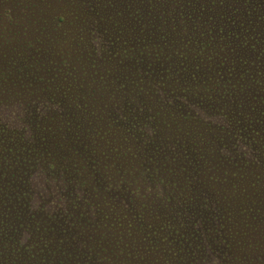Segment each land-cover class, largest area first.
Instances as JSON below:
<instances>
[{"label": "rangeland", "instance_id": "obj_1", "mask_svg": "<svg viewBox=\"0 0 264 264\" xmlns=\"http://www.w3.org/2000/svg\"><path fill=\"white\" fill-rule=\"evenodd\" d=\"M75 1L0 0V207L6 216L0 218V226L31 243L37 254L46 253L51 264H219L217 257L227 264H264V181L251 186L249 173H257L256 163L250 165L247 155L240 153L241 146L231 144L223 129H205L206 122L220 121L217 108H210L215 116L208 120L207 108L197 107L202 119L192 129V119L177 120L171 107L173 124L162 133L147 132L153 123L150 113L127 110L130 88L126 86L125 94L110 92L124 82L125 63L116 65L120 72L110 75V59L93 60L98 52L94 47L104 45L102 27L113 24L121 35L132 37L127 22L144 23L146 33L164 34L165 46L171 48L182 38L203 41L210 37L227 51L219 54L225 57L223 63L217 60L222 71L238 58L247 76L263 80L264 48L255 44L251 29L243 28L238 38L228 37L225 19L238 17L239 0H80L81 6ZM196 5L201 11L192 13ZM59 15L64 17L62 27L54 29ZM89 15L101 36L91 40L93 48L85 46L84 24ZM244 36L246 45L241 44ZM5 37L12 40L2 43ZM172 55L170 71L182 62L180 68H186L187 59ZM217 61L204 57L196 65L208 82ZM24 63H33L37 74L32 76ZM69 72L76 73L75 80L64 77ZM115 75L118 81L112 82ZM10 77L16 78L15 83ZM241 80L258 91L250 79ZM238 95L227 96L225 103L239 100L242 110L254 115L255 109L244 106L252 98ZM138 122L143 127L140 131L134 126ZM165 136L176 137L173 149H166L161 140ZM190 147L197 156L187 154ZM17 166L42 171L23 189L25 176L22 168L14 170ZM49 174L66 180L72 177L75 187L59 177L57 181L65 187L60 189L46 179ZM207 178L210 184L205 183ZM21 193L24 202L32 194L29 204L39 207L28 211L30 224L26 205L17 200ZM14 205L23 207V215L16 214ZM141 222L158 228L155 235L163 257L147 252ZM164 222L171 226V233L162 229ZM102 233L109 240V245L102 244V253L92 254L88 262L73 257L84 246L93 244L98 249L97 237ZM182 233L196 237L189 253L176 252L163 239H181Z\"/></svg>", "mask_w": 264, "mask_h": 264}, {"label": "trees", "instance_id": "obj_2", "mask_svg": "<svg viewBox=\"0 0 264 264\" xmlns=\"http://www.w3.org/2000/svg\"><path fill=\"white\" fill-rule=\"evenodd\" d=\"M46 1L48 2V0ZM65 1L70 4L74 3V0H65ZM261 1L263 2L264 0H254L253 3L259 4ZM75 3L78 6H81L83 4V1L77 0L75 1ZM245 3H247V0L245 1ZM88 4L85 5L86 8L89 7ZM107 5H109L110 8L112 7L109 1L107 2ZM61 8L62 6L60 7V9ZM75 10H77V8H75ZM193 11H196V12L201 11L199 5L192 7L191 12L193 13ZM96 12H99V11L96 9ZM247 14H250V11H247ZM53 17H56V16H53ZM91 17L92 15L87 16L88 20H86L85 21L86 24H84L92 28L91 30L87 29L85 32L86 34L85 46H88V45L91 46L92 45L91 40L93 41L94 39L98 40L99 39L98 37H101L98 35L99 27L95 29V25H94L95 19L93 20V17L92 18ZM124 18L127 21H129V18H126V17ZM209 19H213V21H216L218 20V17L210 16ZM102 20L103 19H100L98 21H102ZM62 21H64V17L62 15L57 16L56 20L54 18L53 22L56 24L54 29L58 27H62ZM225 21H226V24L229 25L228 31L230 35H228V37L238 38L241 33L240 31H242L243 28H245L244 26H246V22L241 21L240 18H236V17H229V19L227 18L225 19ZM249 21L250 20H248L247 23H249ZM79 22L80 24L83 25L82 20L77 21L78 24ZM70 23L72 22L70 21ZM125 27L127 28V30L133 33L132 37L129 34L121 35L119 29H117L113 24L112 25L109 24V25H106V27L101 28L102 32L104 33L102 36L103 39L101 41H103L102 43H104V45L101 46L99 49L94 47V50L96 49L95 51H98V52L97 54H95L96 56L94 57L95 59L93 60L95 61L98 60L97 57L102 60L107 59V58L110 59V61L113 63L110 69V75H112L113 73L111 72H114L115 70L117 72H120L118 68L116 67V65L118 66L123 62L125 63L124 66L121 65L123 66L122 69L126 71V74L123 76L124 82L119 84V87L116 85L112 86L110 88V92L112 94H115L118 92L125 94L126 86L130 88L129 89L130 91L126 94L127 110H131V111L134 110V111H139V112L142 111V112L150 113L149 114L150 120L153 123L151 122L152 125L151 127L147 128V132L151 131L153 133H156V132L162 133L163 131L167 129V127L170 126V124L172 123L171 121L172 119L169 117L174 115L173 111L170 109L171 107L175 109L174 112H175V117L177 118V120H183L186 117H190L193 121L192 125H196V123L201 121L202 119L201 114L196 109L199 106H204L205 108H207L205 119L209 120L211 118H214L215 115L212 113V110H210V108H212L213 105L215 106L216 105L215 103H219V102L217 98L213 97L211 94L210 95H205V94L210 91L220 92L221 88H223L222 92H220L219 95L217 96L222 98L223 102L226 101V97L224 99V93L228 92L227 90H224V88H227L226 83H223L224 86L221 87V85H219L217 81L220 78H222L223 74L227 73V70L226 71L224 70L223 72L222 71L223 69L221 68V71L216 73L217 70L214 69L212 71V74H215V75L211 78L212 81L210 80L211 82H208L209 80L203 79L204 74L202 77L201 72H199L196 65L200 61H202L204 57H206L209 60V62H216L219 58L221 59L222 55H219V54H223L227 52L225 50V47L220 45V43L213 42L210 37L205 38L203 41H199L196 38L190 37L188 39L182 38V41H177L175 46H172L173 48H171L169 46H165V43L167 42L165 40L164 34L161 35L157 33L156 35H154V33L152 32L151 34L146 33L145 29L143 30L144 23L135 24L133 22H127ZM79 32H81V30H79ZM153 36L154 38L152 39ZM262 36L264 37V34ZM11 40L12 39L10 37H7V38L5 37L2 40V43H8ZM119 41H120V44H119ZM255 42L256 44L261 43L257 39H255ZM241 44L243 45L247 44V39L245 36L243 37ZM262 44H263L262 48H264V39H262ZM118 45H120L121 48H119ZM164 47H166L167 51H165ZM172 52H176V54H178L179 57H183L185 58V60L187 59V63H188L187 69L180 68L181 64H183L182 62V63H178L175 65V71H170V66L173 65L172 64V59H173ZM115 59L117 63H115L116 62ZM65 61L66 59L63 58L61 62H65ZM25 64L27 65V68L29 69V72L32 74V76H35L37 74L36 69L38 68L35 67L33 63H24V66ZM30 68H32V71H30ZM171 73L172 75H176L177 79L171 80L170 79L172 78L170 75ZM71 74L72 73L69 72L67 73V76H64V77L69 78L71 81H73L76 79V73L74 72L72 75ZM10 78L13 82L16 79L14 77H10ZM111 78L115 80L112 82H117L119 77L115 75V77H111ZM196 79L202 80L203 82H200V81L197 82ZM20 80L22 79H19V83H20ZM180 81L185 82L186 84L185 83L182 84L180 83ZM45 87L49 88V85H45ZM120 88H122L124 91H120L119 90ZM131 95L137 98V102H136V99L132 97ZM165 95H169V96H165ZM137 96L141 97L140 101ZM253 98H257V97L254 96ZM262 100L264 101V99ZM186 101H188V104ZM175 102L177 103L173 104ZM133 103H137V105L136 104L132 105ZM224 106L228 108V104L224 103ZM189 107H192V108H189ZM169 109H170V112L167 113ZM160 111L162 112V115L159 116ZM255 111L258 112V109L257 110L255 109ZM217 118L220 119L219 117ZM145 121L146 119L144 120V126H146ZM218 123H219L218 120L217 121L213 120V122L210 121V122H206L205 124L207 127H209L210 125L217 126ZM134 126L138 127L139 131L141 130V128L143 129L140 122H138L137 124L135 123ZM238 129L241 131L242 134L245 131H246V134L248 133L246 127H244L243 129L241 128H238ZM162 138L163 139L161 140L165 141V146L167 147L166 148L167 150L169 148L173 149V146L177 143L176 137L171 136L169 138H166L165 136ZM255 143L256 144L260 143V144L256 145L255 151L256 152L258 150L259 151L254 156V158H252L253 161L250 162V165H253V163H256L253 168L257 167V173L254 174V173L248 172L250 174V179L253 181L251 186H253V183L261 179L264 181V135L260 133V130L257 131V139L255 140ZM186 152L187 154L194 155L196 154L197 151L193 147H190L186 149ZM223 152L225 154L228 153V151H224V150ZM17 167L18 168L14 169L15 171H17L20 168L23 169V174L26 180L22 179L21 188H23L24 183H26L25 189L29 186L31 182V178L35 176V174L38 177L40 174V171H42V170L38 171V170L31 169V167H28V166H22V167L17 166ZM25 167L27 169H25ZM168 170L171 173L173 172L171 167H168ZM59 177L63 179V177L60 175L58 176L57 174H49V176H46V179L52 180L54 182V186H57L60 189L63 188L65 190V187L62 186V183L65 181L72 182L73 188L75 187L74 183L76 181L73 180L72 177L71 178L69 177L68 180L63 179V182L61 183L57 181ZM35 178L36 176L34 177V181H35ZM209 182L210 180L207 178V182L205 183L210 184ZM82 184H85V182L83 181ZM207 186L211 188L210 185H207ZM22 196H23V193H21L18 196L17 200H19L18 202H21L23 204V207L26 205L27 221H28V224H30L29 221L32 216L28 214V211L30 209L31 211L37 210L39 207L38 205L37 206L34 205V207L32 208V205L29 204L30 197L32 196V194H30V196L25 198V202L22 200ZM55 196H58V195L55 194ZM37 204H40V203H37ZM22 208H19L18 206L14 205V209L17 215L19 214L23 215V212L21 211ZM154 211H156L157 213V210L154 209ZM129 212H131L133 216L136 214V211L134 210L129 209ZM42 214H44V211L41 212L40 215ZM157 217L158 215L156 216V218ZM0 218L2 220L6 218L5 213L3 211L1 215V207H0ZM139 226L141 227L140 231L143 233L146 242L149 244L147 252L150 254L155 253L157 256L163 257L164 254H161V253H163L164 250H160L159 252L161 253L158 252L159 241H158V238H156L157 236L155 235V233H157L158 228L157 227L152 228L153 227L152 224L144 225L143 222H141ZM101 227H105V226L102 225L100 226V228ZM168 227H171V226H169L167 222H164L162 225V229H165L167 233H169L171 229ZM171 232L172 231H170V233ZM13 234L14 233L12 231H6L0 226V264H34V262L35 264L37 263L38 264H51L52 259H50V257H48L46 253L37 254V252L33 251L32 249L33 247L29 246L31 243L24 242L22 237L17 238ZM103 236L104 235L102 233L100 234V237H97V243L99 245L98 249L96 248L97 246H94L93 244L90 245L89 247L84 246L82 247V250L80 252L78 253L75 252L73 257L76 258L77 261L83 260V261L88 262V259L90 258L92 254L102 253L103 252L102 244L109 245V240L106 237L102 238ZM190 238L191 236L189 237L186 233H182L181 239L180 238L174 239L173 237H169L168 239H166V237H163L166 243L172 244L177 249L176 252H187V253L191 251L190 249L192 247L190 246L194 243V240L196 239V237L191 238V242H190ZM159 239H162V238H159ZM75 251H77V249H75ZM216 252H217V256H219L218 251ZM218 258L219 257H217L216 259L219 262V264H227V263L222 262ZM159 260L162 261V258Z\"/></svg>", "mask_w": 264, "mask_h": 264}, {"label": "flooded vegetation", "instance_id": "obj_3", "mask_svg": "<svg viewBox=\"0 0 264 264\" xmlns=\"http://www.w3.org/2000/svg\"><path fill=\"white\" fill-rule=\"evenodd\" d=\"M245 1L246 0H239L238 1V9H239L240 13L237 15L238 17H236V16L235 17L240 18L241 21L246 22L245 28L251 29L252 32H249V33L253 35L254 41H255V39H257L258 41L261 42L259 44L257 43V45L262 47V45H263L262 39H264V37L262 36L264 34V1L263 2L261 1L259 4L253 3L254 0H247V3H245ZM247 11H250V14H247ZM248 20H250L249 23H247ZM84 26L89 30L92 29L88 25H84ZM255 44H256V42H255ZM236 47L238 49H240L237 45H236ZM231 58H233V57H231ZM263 58H264V56H263ZM237 60H238V58L231 61L232 67H228L230 70H227V73L223 74L222 78H220L217 81V83L219 85H221V87L224 86L223 83H226L227 88H224V90H227L228 92L224 93V99H225V97L230 96L233 93H237V95H238V93L240 92L241 97L243 94H245L246 97L252 98V102H250L244 106H246V107L250 106V108L256 109V110L258 109V112H256L254 110L255 114L252 115L247 110L246 111L242 110L243 109L242 108V102H240L239 100L234 102V104H232V105H228V108H227L226 106H224V103L226 101L223 102V99L217 96V95H219L220 92H222L223 88H221L220 92L219 91H215V92L210 91V92H207L205 95L211 94L213 97L217 98L219 103H215L217 105V106L215 105V107L217 108V111L221 115V117H219L220 118L219 122H221V123L218 124L217 126L210 125L209 127H207L205 125V129L210 130L211 128H214L215 130H218V131L223 129V132H225L226 134L229 135L230 143L234 144V145L241 146L242 150L240 153L242 155H247V157H248L247 161L252 162L253 161L252 158H254V156L259 151V150L257 152L255 151L256 145L260 144V143H258V144L255 143V140L257 139V131L260 130V133L262 135H264V109H263L264 101L262 100V99H264V94H263L264 93V79L260 80L262 78H257V80H256V78H254L255 80H253L250 77V75H248L250 77L249 78L247 76V71L243 69L242 65L237 64V62H238ZM221 61L223 63L225 61V57L222 56ZM241 61L243 62V60H241ZM233 66H238L239 69L237 68L235 70L233 68ZM186 69H187V66H186ZM220 71H221V62L217 61L216 73H218ZM199 72H201V75L203 77V72L201 70H199ZM214 75L215 74H213L211 76V78ZM174 76H175V79H177L176 75H174ZM242 77L250 79V81L253 84L257 85L256 89H258V91H260L262 93H260L258 91H252L248 87L246 82L243 83V81L241 80ZM203 79L204 80L206 79L205 76L203 77ZM230 79L234 80L231 85L228 84V81H230ZM222 81H225V82L220 83ZM200 82H203V81L201 80ZM25 87H27V86H25ZM238 89H239V91H237ZM254 96L257 98H253ZM238 99H239V95H238ZM253 104H255V105H253ZM226 110H228V111H226ZM205 111H206V109H205ZM227 113H229V115ZM250 115H251V117H250ZM252 116L256 117L255 118L256 120L254 122H253ZM192 123H193V121H191V126H192V129H194V126H196V125H192ZM244 127L247 128V131H248L247 134H246V131L242 134L241 131L238 129V128L243 129ZM260 146H262V145H260ZM194 155L197 156L196 154H194Z\"/></svg>", "mask_w": 264, "mask_h": 264}]
</instances>
